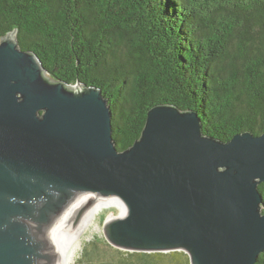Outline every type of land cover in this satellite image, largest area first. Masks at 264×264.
<instances>
[{"label": "water", "instance_id": "95a60500", "mask_svg": "<svg viewBox=\"0 0 264 264\" xmlns=\"http://www.w3.org/2000/svg\"><path fill=\"white\" fill-rule=\"evenodd\" d=\"M102 88L50 75L17 30L0 41V264H58L99 205L114 247L184 251L191 264H255L264 251V133L206 134L197 110L157 104L141 136L119 150Z\"/></svg>", "mask_w": 264, "mask_h": 264}, {"label": "trees", "instance_id": "16d2710c", "mask_svg": "<svg viewBox=\"0 0 264 264\" xmlns=\"http://www.w3.org/2000/svg\"><path fill=\"white\" fill-rule=\"evenodd\" d=\"M13 30L53 77L102 88L119 150L157 104L197 110L222 140L264 133V0H0V41ZM117 251V264H191L184 251Z\"/></svg>", "mask_w": 264, "mask_h": 264}, {"label": "rangeland", "instance_id": "374dc122", "mask_svg": "<svg viewBox=\"0 0 264 264\" xmlns=\"http://www.w3.org/2000/svg\"><path fill=\"white\" fill-rule=\"evenodd\" d=\"M122 207L118 204H112L101 208L96 213L90 228L82 235V243L76 248L74 258L70 264H117L122 257L117 248L111 245L104 234V223L111 211L112 216H119ZM110 217V216H109ZM121 250V249H120ZM125 251V250H124ZM131 257H128L130 259ZM185 257H176L172 253H166L162 257L151 258L149 262L143 264H185ZM138 261V259H135Z\"/></svg>", "mask_w": 264, "mask_h": 264}, {"label": "bare ground", "instance_id": "6f19581e", "mask_svg": "<svg viewBox=\"0 0 264 264\" xmlns=\"http://www.w3.org/2000/svg\"><path fill=\"white\" fill-rule=\"evenodd\" d=\"M103 202V203H109V200H104V199H98L93 197L90 193L85 194L83 197H81L79 199V201H77V203H75V205H73V207L71 209H69L68 211H66L60 218V220L58 221V225L55 229L54 232V239H55V253L57 256V263L58 264H70L71 260L75 257L74 253L77 247H79L82 243V235L84 232H86V230L88 228H90L91 224L93 223V219L96 215V213H98V211L103 208V207H107L110 206L112 204H107V205H99L97 209H95L93 211V215L91 217V219L89 220V222L87 223V225L82 229V231L78 234V236L70 243V246L68 247L67 250H65L64 247H61L58 244V238L60 237V235L62 234V232L67 231V228L70 226V216L71 214L81 205L84 204V206L87 209H92L93 207H95L98 203ZM118 203L122 208L123 205L121 202H116ZM117 217V216H115ZM114 216H110V219L115 218ZM74 256V257H73Z\"/></svg>", "mask_w": 264, "mask_h": 264}]
</instances>
